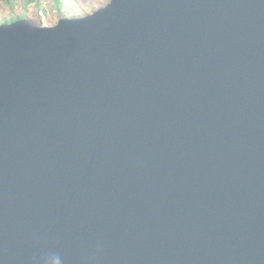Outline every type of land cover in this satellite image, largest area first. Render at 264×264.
Instances as JSON below:
<instances>
[{"label": "water", "instance_id": "1", "mask_svg": "<svg viewBox=\"0 0 264 264\" xmlns=\"http://www.w3.org/2000/svg\"><path fill=\"white\" fill-rule=\"evenodd\" d=\"M0 264H264V0L1 24Z\"/></svg>", "mask_w": 264, "mask_h": 264}, {"label": "rangeland", "instance_id": "2", "mask_svg": "<svg viewBox=\"0 0 264 264\" xmlns=\"http://www.w3.org/2000/svg\"><path fill=\"white\" fill-rule=\"evenodd\" d=\"M0 0V25L16 16H24L35 25L54 26L61 18H78L92 14L107 5L110 0ZM24 19V18H20Z\"/></svg>", "mask_w": 264, "mask_h": 264}, {"label": "trees", "instance_id": "3", "mask_svg": "<svg viewBox=\"0 0 264 264\" xmlns=\"http://www.w3.org/2000/svg\"><path fill=\"white\" fill-rule=\"evenodd\" d=\"M35 1H38V0H28V2H35ZM57 2H58L59 4L63 3L62 0H57ZM25 17H27V15H24V16H21V17H20V16H16V18L10 20L8 23H10V22H12V21H15V20H17V19H20V18H25ZM38 25H42V23L39 22Z\"/></svg>", "mask_w": 264, "mask_h": 264}]
</instances>
